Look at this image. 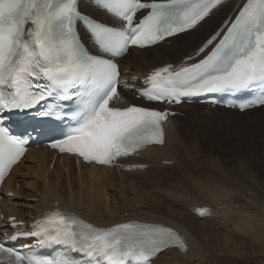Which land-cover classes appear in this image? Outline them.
Instances as JSON below:
<instances>
[{
  "label": "snow or ice",
  "instance_id": "obj_1",
  "mask_svg": "<svg viewBox=\"0 0 264 264\" xmlns=\"http://www.w3.org/2000/svg\"><path fill=\"white\" fill-rule=\"evenodd\" d=\"M94 3L118 21V26L81 13L78 0H0V113L29 110L53 97L71 101L76 106L74 126L50 146L103 164L147 145L163 143L160 121L168 115L144 107L110 106V101L118 98L121 83L115 58L123 56L130 46L144 48L195 28L223 0ZM142 10L146 14L137 21ZM78 23L97 47V54L82 44ZM226 24V31H217L196 50V57L203 55L202 59L178 69L165 65L154 70L146 77L150 87L142 94L149 100L179 103L185 95L264 88V0H246L235 19ZM254 103L264 104V98ZM252 106L247 103L239 107ZM57 107L48 104L39 115L60 119ZM26 143L27 138L14 136L3 126L0 116V177L23 154ZM35 227L24 235L42 237L41 243L67 245L96 264H149L169 247L187 250L174 230L157 224L129 222L98 228L54 211ZM0 251L15 257L17 264L25 259L2 243ZM27 264L71 261L29 256Z\"/></svg>",
  "mask_w": 264,
  "mask_h": 264
},
{
  "label": "bare ground",
  "instance_id": "obj_2",
  "mask_svg": "<svg viewBox=\"0 0 264 264\" xmlns=\"http://www.w3.org/2000/svg\"><path fill=\"white\" fill-rule=\"evenodd\" d=\"M231 1H234L233 5L227 9L225 6ZM235 2L236 0L225 1L221 6L212 11L211 16L225 7V14L217 25L214 26V29L232 10ZM207 21L208 17L192 30L173 37L170 46L159 44L143 50L131 49L120 61V67L124 78L130 81L129 83L134 84L135 80L144 78L153 68L164 63H177L181 61L183 57L193 54L202 40L214 30L211 29L212 27L207 26L204 27L198 35L194 36L198 27L202 26V24ZM128 95L131 96V94L126 95L127 99H129ZM131 102L134 101L132 100ZM134 103L138 104L137 102ZM214 111L216 112L214 116L208 117L207 113L204 111L196 112L191 108L188 110L186 118L180 123L179 119L175 117L172 118L171 122H169L165 128L163 144L152 145L146 148L140 152V156L149 157L148 166L156 169H160V166L156 164L161 161H170L172 168H178L179 172H181L179 175L181 176L180 178H182V175L185 174L191 165L201 166L203 162L200 156L203 153L199 152V149H196L197 153L193 151L195 153L193 154L192 148L189 147V145H185V138H193L194 135L192 134H195L194 132L202 126L200 124H203V121H206L208 123L207 126L215 130L219 135L220 127H222V131L227 133L225 134V138L227 136L231 139H236L237 137L247 136L248 138H258L262 140V142L264 141V106L245 110L242 113L220 107L215 108ZM252 112L255 113L251 115L250 113ZM243 116L246 117L242 118ZM188 118L190 119L188 120ZM202 131H200V134ZM230 131L233 133H229ZM234 131L238 133L235 134ZM224 132L221 133L224 134ZM51 160L52 154L47 152L44 147L31 148L26 152L23 158V164L15 166L11 171L10 177L3 184L4 189L11 191V196H4L1 202V212L6 216H15V220L22 221L24 226H27L35 218L41 217L49 213L52 209L58 208L70 214L80 216L96 226H109L124 220L134 219L141 222L158 223L175 228L185 237L187 250L167 249L159 255L158 259L152 264H207L205 260L208 256L211 254L217 255L216 253L219 254L220 250L227 245L228 239L223 236H221L220 239V231L217 229L218 226L215 227V223H218V221H214L215 223H203L193 219L192 224H187L185 221L181 220L183 214L178 209L184 202H188V207L210 204V202H202L203 199H214L212 203L215 208H218L219 206L216 207V205L220 204V198L226 195L225 191H222V189L213 190L214 188H212L211 190L207 187L208 185L206 186L207 188H205V184L204 187L203 184L202 186H200V184H192L191 191H193L194 200L202 199L200 200L201 203H189L191 200L171 197L173 203H175L174 205H176V208H173L172 205H170L171 203L166 205V202L169 201L165 198L166 196L164 197L165 200L162 201H156L154 200L155 196H152L153 200L149 201L148 204H143L144 202L142 203V200L140 201L136 196L137 194L135 195L137 197L136 199L128 198L126 190L128 188V190L134 189L135 185L133 186L134 183L132 182L124 184L123 180L131 175H143L145 171L133 170L121 172L118 169H109L105 167L87 165L76 166L70 158L66 156L58 157L51 171L49 170V163ZM134 162L136 161H130V163ZM237 163L238 162L235 164ZM237 166L240 167V165ZM237 166L235 168H237ZM159 173L155 176L156 178L154 177L155 179L161 177ZM45 174H47V179L45 178ZM152 175L154 174L152 173ZM162 179L164 185L174 187L172 181H168L165 178ZM16 182H20L19 187H21V192H16ZM110 187L116 188L117 195L112 193L108 195L107 190ZM258 188L261 189L260 187ZM250 194L248 193V195ZM113 196L116 197L114 198ZM16 198H23L26 200L31 198L34 199V202L25 204L19 201L20 203H15L14 201ZM107 198L109 199L107 200ZM146 206H149V209H146ZM24 208H26V210H24ZM238 215L240 216L243 214L239 213ZM251 216H247L250 219H248L249 223L246 224L248 225L247 227L243 225V232L246 230V233L252 235L256 242H264V218H259L258 222H251V219L254 218ZM216 217L217 216H214L213 218L215 219ZM241 217L246 218L244 215ZM224 222H226V220ZM230 225L234 227L231 222L229 226ZM237 226L242 227V224H237ZM222 239L223 242L221 241ZM255 243L251 244L252 249L258 248ZM262 246L264 247V245ZM219 262V260L214 258L209 261L208 264H218ZM257 264H264V262H259Z\"/></svg>",
  "mask_w": 264,
  "mask_h": 264
},
{
  "label": "rangeland",
  "instance_id": "obj_3",
  "mask_svg": "<svg viewBox=\"0 0 264 264\" xmlns=\"http://www.w3.org/2000/svg\"><path fill=\"white\" fill-rule=\"evenodd\" d=\"M233 2L234 1L229 2L225 7L228 9L233 5ZM224 8L218 10L217 11L218 13L217 12L214 13V15H212L211 17H208V21L202 24V26L198 27V30L194 33V36L198 35L200 31H202V29L207 26L212 27L211 29L213 30L214 26L217 25L219 20L225 14ZM128 97L130 98L129 95ZM189 106H194L196 110H198V108L201 109V107L197 106L196 104L188 105L187 107H179L178 109L182 110L183 114H185ZM254 113L255 112H252L250 114L253 115ZM212 115L213 114H210V116ZM244 117L246 116H243L242 118ZM202 123L203 124L200 125L204 127L200 126L195 132L193 131L195 133L192 134L194 135L193 138L190 137L185 138V145L187 146L189 145V147L192 148L193 154H195L193 151H196L197 153L198 149L200 150L199 152L203 153L200 155L203 161L201 166L191 165L189 169L185 172V174L182 175V178H180L181 176L179 175V173L181 174V172H179L178 168H172V165L170 163L161 161L160 163L156 164L157 166H160L161 170L153 167H149L144 170L145 172L143 175L142 174L131 175L128 176L129 178L128 177L124 178L123 180L124 184H127L128 182H132L134 183L133 186L135 185V188L132 190H128L129 189L128 188L126 190V194L128 198L136 199L138 197L140 201L142 200V203L144 202L143 204H148L149 201L153 200L154 196H155L154 200L156 201H162L165 200L166 198L167 201L169 200L168 201L169 203L166 202V205H169L171 203L170 205H172L173 208H176L175 207L176 205H174L175 203H173L172 198H176V199L183 198L189 201L191 200L189 203L191 202L201 203L200 200L202 199L194 200L193 191H191L192 184H200V186H202L203 184V187L205 184V188L209 187L211 190L212 188H214L213 190L222 189V191H225L226 195L220 198L221 201L220 204L216 205V207L219 206L218 208L220 210L217 209V212L215 213L217 217L213 220L212 219H207V221L200 220L194 217L193 215L191 216V214L188 211L189 209V207L187 206L188 202H184V204L182 203L178 208L179 211L183 214L181 220L185 221V223L187 224L188 223L192 224L193 219L203 223H215L214 221H218V223H215L216 225L215 227L218 226L217 229L218 231H220V239L221 236L226 237L228 239L227 245L224 248H222V250H220L219 254L218 253H216L217 255L211 254L205 260V263L208 264V262L213 260L214 258L220 261L218 264H257L259 262H264V249H263L264 247L262 246L264 245L263 244L264 242L263 241L256 242L254 241L255 238L252 235H248L246 233V230H244L243 232L244 229L243 225L249 223L248 219L250 218H248L247 216L252 215L251 217L252 218L254 217L253 219H251V222L252 221L258 222L259 218L260 219L261 217L264 218L263 215L264 191H262L264 190L263 188L264 187V181H263L264 180V164H263L264 141L262 142V140L258 138H252V137L248 138L247 136H243V137L241 136L242 138L237 137L236 139L234 138L231 139L227 136L225 138V134L227 133L222 131V127H220V135H219V133H217L215 130L207 126L208 123L206 121H203ZM200 131H202L201 134ZM221 132L222 133L224 132V134H222ZM229 133H233V132L230 131ZM234 133L236 134L238 132L234 131ZM144 158L140 157L137 159H140L145 162L147 161L149 162V157H146L145 159ZM236 162L238 163L235 164ZM237 165H240V167ZM236 166L237 168H235ZM153 169L155 172L153 171ZM152 173L154 175H152ZM158 173L160 174L161 177L155 179L156 178L155 176ZM162 178H165L168 181H172L174 187L164 185L162 182L163 181ZM16 186L17 185L15 184V189L17 188ZM258 187H260L261 189H259ZM107 192L108 195H111L110 193L112 194L117 193L115 187H110L107 190ZM248 193L251 194L248 195ZM141 194H142V199H141ZM113 197L115 198L116 196ZM146 197L148 200L146 199ZM108 199L109 198H107V200ZM29 200L23 198H16L14 202L18 203L20 201L22 203L27 204V203H33L34 201L32 199ZM213 200L214 199H203L202 202L204 203L210 202V204L213 205L212 203ZM146 209H149V206H146ZM24 210H26V208H24ZM239 213L243 214L246 218H242L241 216L243 215L239 216L238 215ZM188 217L190 218L191 221L189 220ZM224 219L226 220V222H224L225 221ZM230 222L234 225V227H231V225L229 226ZM237 224H242V227H238ZM247 226L248 225H246V227ZM221 241L223 242V239ZM252 243H255V245H257L258 248L252 249V245H251Z\"/></svg>",
  "mask_w": 264,
  "mask_h": 264
}]
</instances>
